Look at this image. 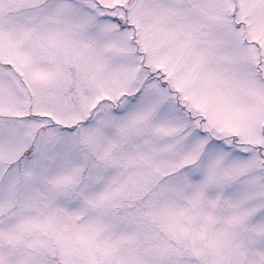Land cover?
Masks as SVG:
<instances>
[{
  "label": "snow or ice",
  "instance_id": "snow-or-ice-1",
  "mask_svg": "<svg viewBox=\"0 0 264 264\" xmlns=\"http://www.w3.org/2000/svg\"><path fill=\"white\" fill-rule=\"evenodd\" d=\"M0 264H264V0H0Z\"/></svg>",
  "mask_w": 264,
  "mask_h": 264
}]
</instances>
